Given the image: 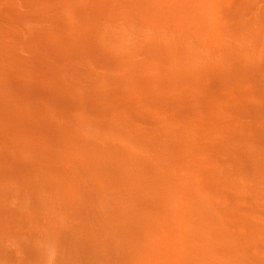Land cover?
<instances>
[{"label":"bare ground","instance_id":"6f19581e","mask_svg":"<svg viewBox=\"0 0 264 264\" xmlns=\"http://www.w3.org/2000/svg\"><path fill=\"white\" fill-rule=\"evenodd\" d=\"M260 4L0 0V264H264L255 250L264 242L228 231L248 226L263 240L264 225L246 215L253 208L233 198L213 206L197 189L214 166L202 153L225 166L208 190L264 185V80L256 79L258 96L248 86L264 69ZM219 28L224 35L208 40L204 56L188 40ZM125 40L129 47L114 45ZM144 93L181 117L195 110L201 136L178 128L184 142L170 153L133 128L132 118L151 116L133 110ZM85 118L97 128L87 130ZM216 240L235 244L224 246L228 260L209 258Z\"/></svg>","mask_w":264,"mask_h":264},{"label":"rangeland","instance_id":"374dc122","mask_svg":"<svg viewBox=\"0 0 264 264\" xmlns=\"http://www.w3.org/2000/svg\"><path fill=\"white\" fill-rule=\"evenodd\" d=\"M261 2L260 5L264 4V0H258ZM262 23H264V20L262 21ZM262 23L259 24L260 29L262 30V33L264 35V26H262ZM264 25V24H263ZM115 29H117L118 31L124 30L123 27L119 26V24H114ZM144 30L149 31L148 28H145ZM225 31L223 30V28H219L215 33H210L207 34L208 37L202 38L200 40V42H196L194 40V38L192 37H188V40L190 42H194V46L197 48V50L204 56L209 50L210 48H207L206 43L208 42V40H212V42H214L216 39H218L222 34L224 35ZM146 37L148 36V33L145 34ZM115 43L114 45L117 46L118 48L120 47H129L130 45V41L129 40H125L123 42H118ZM131 50L135 51V52H139L137 47H130ZM27 54V53H26ZM136 60H143L142 57L139 56L136 58ZM154 61H158V59H154ZM148 63L153 62V60L148 59L147 61ZM88 67H90V65H88ZM95 72L97 73V75H103L104 73H107V70H105V68H100L98 69V67H93ZM252 77V78H251ZM256 79L257 80H264V69H261L257 72H252L251 76H250V80H249V84L248 86H250L253 91L252 94H255L256 96H258V93L263 92L261 86L258 84H256ZM180 89L179 86L177 87H173L172 90L170 91V97H174L175 94V90L177 92H179L178 90ZM77 90V88L75 89ZM80 92L83 91V89H79ZM78 91V93H79ZM212 94L215 95V91L211 90ZM217 93V92H216ZM216 96V95H215ZM252 101L255 103H261V101L257 98V97H252ZM224 99V98H222ZM140 108H146L148 110V113L151 116H135L134 118H132V123L130 124L133 128H139L141 130V133L145 134V132H147L148 134L158 138L160 141L163 142V144L165 145V148L168 152L173 153V145L176 142H184L183 138L181 137V135L179 134V132L177 131L178 128H180L181 130L187 131L189 134H193V135H198L199 137L201 136V129L197 128V122H196V115L197 112L195 110H190L188 112V114L186 115V117H181L179 116V114H176L175 109L170 108V110L168 109L167 111L164 110L163 108H161L159 105H157L155 102H153L151 100L150 94L144 93L142 96H140V98H138V100H136V103L134 104V108L133 110H135L136 112H138ZM113 116H118L121 120H123L124 115H113ZM112 116V121H114V117ZM153 117V119H152ZM152 119V120H151ZM85 121L83 122V125H85V128L88 130L90 129L92 126L93 128H97V122L93 119H84ZM189 124V125H187ZM128 126V128L130 130H132L131 126ZM190 126V127H189ZM165 129L170 130V131H175L176 132H170L172 133V135H169L166 133ZM104 132V134L109 133V134H113V135H117V133L112 132L110 130H104L101 129ZM128 131V130H127ZM129 132V131H128ZM210 136L214 139H216L217 141H220L221 144L224 146L226 145L223 140V132L222 131H217V130H212L209 131ZM158 141V140H157ZM196 141L198 142V140H194L192 141L193 143H196ZM158 162L163 161V162H168V156L162 155L159 156L157 153H155ZM201 157L208 161L210 160L213 164H214V169L212 167V171L215 172V174L219 171L221 174L222 172L225 171V166H223L221 164L220 159L214 154V153H202ZM192 168V167H191ZM213 172L209 171V176H207V180L202 179V186H199L198 189V196H200L201 200L204 202H209L211 201V205L213 206H220L221 204H223L226 201H233V199H237L235 203V205L237 204H241L243 206L244 209H247L248 207L251 209L253 208L251 211L248 209V213H246L247 217L250 219L251 221V225H253V227H259L260 225H264V185L262 187H259L257 184H255L252 181H246L244 182L242 185L239 184V186H221V188H223V191H218V192H214L211 190H208L207 186L214 181V177H213ZM237 175H234L235 179L234 181H236L237 183H241L242 180L244 179L243 175H245L244 172H237ZM217 180V179H216ZM248 186H249V190H248ZM207 187V188H206ZM259 187V188H258ZM216 190V189H215ZM250 191V192H249ZM250 193V195H249ZM116 194V193H115ZM232 195V196H230ZM249 195V196H248ZM236 196V197H235ZM246 196L249 198H246ZM233 198V199H231ZM240 199V200H239ZM256 204V205H255ZM231 205V204H230ZM232 206V205H231ZM256 206V207H255ZM113 210V209H112ZM254 211V212H253ZM258 211V212H256ZM224 217V216H223ZM241 217L244 218L243 213L241 214ZM112 218V217H111ZM246 218V217H245ZM111 222V221H109ZM248 226H244V225H228V231L231 233H241V234H247L248 236L250 235L252 238V242L253 245L256 246L257 243L259 244V242H264V235H263V240H259L261 238L262 235L257 234V229L253 231V229H251L249 231ZM242 230V231H241ZM253 233V234H252ZM217 240L215 241L216 245L219 246V250L218 251H214L213 253L211 252V256L209 257L211 258H215L218 259L219 261H226L230 258V256L227 254V252L224 249V246H234L235 244L232 241H229L228 243L225 244V242L222 243V245H218L217 244ZM203 244L205 245L206 243L203 242ZM264 244V243H263ZM203 245V246H204ZM264 245H261L260 247L258 246L257 248H255L256 251H258V253H263L262 255L264 256ZM261 247L263 249H261ZM197 258H199L200 260L204 257L203 255L197 254L196 255ZM209 264V262H208Z\"/></svg>","mask_w":264,"mask_h":264}]
</instances>
